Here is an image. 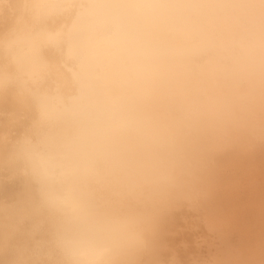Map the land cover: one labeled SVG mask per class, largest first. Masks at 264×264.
Masks as SVG:
<instances>
[{"label": "clouds", "instance_id": "obj_1", "mask_svg": "<svg viewBox=\"0 0 264 264\" xmlns=\"http://www.w3.org/2000/svg\"><path fill=\"white\" fill-rule=\"evenodd\" d=\"M0 264H264V0H0Z\"/></svg>", "mask_w": 264, "mask_h": 264}]
</instances>
